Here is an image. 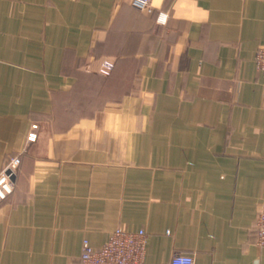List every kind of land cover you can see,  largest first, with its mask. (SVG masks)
<instances>
[{
	"label": "crops",
	"instance_id": "obj_1",
	"mask_svg": "<svg viewBox=\"0 0 264 264\" xmlns=\"http://www.w3.org/2000/svg\"><path fill=\"white\" fill-rule=\"evenodd\" d=\"M262 45L264 0H0V264H72L118 226L145 264H264Z\"/></svg>",
	"mask_w": 264,
	"mask_h": 264
},
{
	"label": "built area",
	"instance_id": "obj_2",
	"mask_svg": "<svg viewBox=\"0 0 264 264\" xmlns=\"http://www.w3.org/2000/svg\"><path fill=\"white\" fill-rule=\"evenodd\" d=\"M131 4L144 11H152V0H131ZM160 22L167 21V15L160 13ZM256 67L264 81V45L256 52ZM115 66L114 60L105 58L99 68L103 74H110ZM38 123H33L28 133V141L33 142L38 138ZM21 156L9 157L0 170V202L10 196L15 189L14 177L18 172ZM256 242L264 246V205L260 208L255 226ZM147 231L145 228L131 230L122 226L116 227L109 234L106 242L96 248L88 240H84L82 252L72 264H145ZM171 264H195L191 254H175Z\"/></svg>",
	"mask_w": 264,
	"mask_h": 264
}]
</instances>
